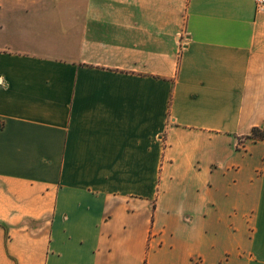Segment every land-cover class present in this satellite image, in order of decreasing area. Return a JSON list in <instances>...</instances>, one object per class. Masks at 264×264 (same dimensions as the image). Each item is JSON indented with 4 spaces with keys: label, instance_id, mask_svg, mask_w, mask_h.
<instances>
[{
    "label": "crops",
    "instance_id": "obj_1",
    "mask_svg": "<svg viewBox=\"0 0 264 264\" xmlns=\"http://www.w3.org/2000/svg\"><path fill=\"white\" fill-rule=\"evenodd\" d=\"M254 0H0V264H264Z\"/></svg>",
    "mask_w": 264,
    "mask_h": 264
},
{
    "label": "trees",
    "instance_id": "obj_2",
    "mask_svg": "<svg viewBox=\"0 0 264 264\" xmlns=\"http://www.w3.org/2000/svg\"><path fill=\"white\" fill-rule=\"evenodd\" d=\"M247 137L254 141L264 140V127H252Z\"/></svg>",
    "mask_w": 264,
    "mask_h": 264
},
{
    "label": "built area",
    "instance_id": "obj_3",
    "mask_svg": "<svg viewBox=\"0 0 264 264\" xmlns=\"http://www.w3.org/2000/svg\"><path fill=\"white\" fill-rule=\"evenodd\" d=\"M257 11H264V0H254Z\"/></svg>",
    "mask_w": 264,
    "mask_h": 264
}]
</instances>
